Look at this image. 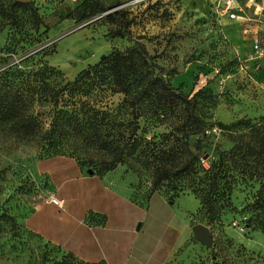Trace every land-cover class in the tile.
Here are the masks:
<instances>
[{
  "label": "rangeland",
  "instance_id": "1",
  "mask_svg": "<svg viewBox=\"0 0 264 264\" xmlns=\"http://www.w3.org/2000/svg\"><path fill=\"white\" fill-rule=\"evenodd\" d=\"M106 1L110 6H115L112 10L127 12L133 22L130 29L134 37L157 58L156 61L164 68L168 81L175 88L189 96L203 88H209L212 94V99L202 97L195 111L210 138V142H205L200 150L196 149V144L203 136L185 122L184 108L175 103H160L157 111L156 102L148 103L139 111L140 148H146L148 152L151 149L178 150L181 160L190 157L186 153V148H189L198 157L195 162L197 167L209 169L218 159L217 145L222 150L233 147L229 133L219 124L264 116L257 113L253 105V82L257 71L240 69V63L245 59L241 57L245 56L248 46L236 23L230 19L219 22L221 20L211 10L214 0ZM79 2L48 0L47 3H36L49 28L48 38L38 44L20 43L17 51L10 55L11 61L31 56L20 67L24 74L17 80V86L25 90H30V84L35 86V98L42 94L53 97L81 71L99 63L103 56L109 55L115 48L124 50L129 46L126 39L110 40L107 37L115 26L103 19L105 14L81 23L68 19ZM24 30L37 36L26 18ZM20 35L16 33L17 38ZM8 36L9 31L6 30L0 38V47L7 42ZM42 49L49 56L35 54ZM45 63L60 70L61 74L46 69L44 77L34 76ZM28 74L30 76L27 77ZM76 92L80 94L73 95ZM83 92L88 91L76 90L73 94L67 91L60 96V107L69 112L76 111L81 116L89 110L88 107L107 112L112 122L108 125L111 135L119 138L118 141L128 142L135 118L132 107L124 101L125 96L113 93L108 85H100L87 95ZM213 98H216L217 105H214ZM29 112L37 116L41 124L40 133L36 136H24L12 129L11 125L0 124V264H46L43 260L45 254L50 262L60 258L57 247L50 248L25 225L26 219L53 196L52 191L59 199H66L68 213L60 215L56 209L42 213L61 223L67 224L69 220L76 223L84 218L86 206L90 207L93 203V198H90L76 205L63 194L67 187H91L92 183L81 179L75 171L54 173L50 181V177L42 171L46 161L73 158L84 171H92L96 163L111 159L103 150L82 140L63 120H60L58 129L51 130L55 116L53 103L36 101ZM152 158L147 155L143 160L148 162ZM127 162L113 176L121 181L128 167L140 176L144 187H150L152 169L147 167L150 163H142L137 157L129 158ZM51 166L58 170V163ZM192 183L191 179L184 180L178 194L169 187H162L161 190L167 194L168 204L163 203V194L160 193L161 196L156 195L150 200L153 209L139 223L141 239L138 241V244H141V240L147 241L148 264L152 262L149 259L151 253L159 248L163 249L166 258L169 257L166 264H264V234L259 230H247L240 213L253 200L259 185L255 184L252 188L237 184L232 195L235 209L225 211L221 219L209 224L199 199L190 190ZM3 214L15 221L1 217ZM180 221L187 223L186 242V234L179 230ZM198 224L209 228L213 238L211 245L207 246L196 239L193 229ZM179 247L180 251L174 255Z\"/></svg>",
  "mask_w": 264,
  "mask_h": 264
},
{
  "label": "trees",
  "instance_id": "2",
  "mask_svg": "<svg viewBox=\"0 0 264 264\" xmlns=\"http://www.w3.org/2000/svg\"><path fill=\"white\" fill-rule=\"evenodd\" d=\"M114 7L110 6L106 0H80L68 19L72 18L81 23L105 14L103 19L115 26L108 32L107 37L110 40L126 39L129 46L124 50L115 48L99 63L81 71L73 81H69L53 97L42 94L35 98L33 95L35 86L28 85L30 90L17 86V80L24 74L20 67L31 56L11 61L10 55L17 51L20 43L29 42L30 45L42 43L48 38L49 28L34 1L0 0V38L6 30L9 31V39L7 38V42L0 47V124L11 125L12 129L21 135L36 136L40 133L41 124L38 117L30 114L29 111L36 101L51 102L55 108L51 130L58 129L60 120H63L82 140L111 156V159L94 165L92 170L94 174L103 175L113 171L118 166L127 164L128 159L134 157L139 158L142 163H150L147 167L152 169V182L144 194L145 203H148L156 192L167 197L165 191L161 190L162 187H169L176 194L181 193L180 184L186 179H191L193 183L190 190L199 199L201 210L204 211L209 224L221 219L225 211L235 209L232 195L237 184L252 188L258 184L259 188L255 191L253 200L247 203L240 213L243 215V224L247 230H259L264 234V116L242 118L230 124H219L221 129L229 133L233 147L230 150H222L221 146L217 145L218 159L207 170L197 167L195 162L198 161V157L188 150L189 148H186V153L190 157L186 160L180 159L178 155L181 153L178 150L151 149L148 152L146 148H140L139 111L148 103L151 105L150 102H156L157 111L161 107L160 103H175L184 108L185 122L203 136L196 144V149L200 150L205 142H210V138L195 111L200 104V99L204 96L206 99H212V94L209 88H203L193 96H189L179 88H175L168 81L164 68L156 61L157 58L148 52L139 39L134 37L130 29L133 22L127 12L112 10ZM25 18L37 36L31 34L29 30H24ZM16 33L21 34L20 38L16 37ZM22 49L26 51L24 47ZM39 53L44 57L49 56L44 49L35 54ZM46 69L61 74L60 70H55L54 67L45 63L34 73V76L44 77ZM259 73L257 77L261 81L264 69H260ZM42 83L45 86L48 85L46 82ZM100 85H108L113 93L123 94L124 101L133 109L135 120L128 142L118 141L119 138L116 139L114 134L111 135L108 125L112 122L108 119L107 112L88 107L89 110L81 116L76 111L69 112L66 108L60 107V96H64L67 91L72 94L76 90L88 91L83 92L87 95L89 91ZM77 94L80 93L76 92L73 95ZM213 99H215L214 105H217L216 98ZM147 155L153 158L145 162L143 159ZM137 177L140 180V186H143L140 176ZM1 217L15 221L6 214ZM107 221L106 215L95 212H89L85 219L90 226H104ZM45 243L50 248L57 247L60 251V258L51 262L45 254L43 260L46 264H106L104 261L96 263L82 261L71 252H64L59 246L47 241Z\"/></svg>",
  "mask_w": 264,
  "mask_h": 264
},
{
  "label": "crops",
  "instance_id": "3",
  "mask_svg": "<svg viewBox=\"0 0 264 264\" xmlns=\"http://www.w3.org/2000/svg\"><path fill=\"white\" fill-rule=\"evenodd\" d=\"M34 1L36 3H47L48 0ZM248 1L240 2L246 3ZM224 20L230 21L228 18H225L219 22ZM233 21L236 23V28L240 32L243 41L248 46L245 56L241 57L247 59L252 52L253 37L243 35V23L241 20ZM232 25L234 26V24ZM255 33L264 43V25L258 26ZM225 35L228 38H232L228 34ZM233 36L235 35L233 34ZM247 68V70L253 71L250 65ZM257 73L260 74L259 71ZM257 75H255L256 80L253 82L255 87L252 91L255 98L253 105H255L257 113L264 114V73L260 79L261 81L258 80ZM52 163H58V170H54L53 166H51ZM120 167H123V165L118 166L113 171L98 175L90 174L89 171L91 170L84 171L73 158L61 157L46 161L42 166V171L50 177V181L54 173L63 174L65 171H75L81 179L92 183L91 187H67L63 194L76 205L81 200L88 201L90 198H93V203H91L90 207L86 206L84 218L78 220L76 223L73 220H69L66 224L64 222L61 223L60 220V222L58 220H51L45 213H42V211L50 209H56L60 215H63L65 212L68 213L66 199H60L64 201V209H60L51 202L50 198L42 203L26 219V228L42 237L45 241L59 246L64 252H71L78 259L85 262L96 263L104 261L106 264H148L146 260L148 255L146 239L141 240V244H138L139 239H141L139 237V223L144 221L147 213L150 212L151 208L153 209L150 201L145 203L144 200V194L148 190V187L140 186V180L137 175L126 166V176L121 181L116 176H113V173L118 171ZM51 194L57 197L53 191ZM160 194L156 192L151 199ZM161 198L164 204L169 203L166 196L162 195ZM89 211L106 215L108 218L107 224L104 226L88 225L85 219ZM178 226L179 230H182L186 234L184 236V238L186 237L184 239L186 242L188 239L187 223L180 221ZM168 258L164 256L163 249L161 248L153 251L149 257L152 261L151 264H166Z\"/></svg>",
  "mask_w": 264,
  "mask_h": 264
},
{
  "label": "built area",
  "instance_id": "4",
  "mask_svg": "<svg viewBox=\"0 0 264 264\" xmlns=\"http://www.w3.org/2000/svg\"><path fill=\"white\" fill-rule=\"evenodd\" d=\"M76 1V0H74ZM212 11L219 20L228 18L230 20H241L243 23L242 33L244 36L253 37L252 52L247 59L241 62L242 70L251 66L252 70L264 69V43L255 30L258 26L264 25V0H249L241 3L239 0H214ZM247 72V71H246ZM51 202L64 209V201L51 196Z\"/></svg>",
  "mask_w": 264,
  "mask_h": 264
},
{
  "label": "water",
  "instance_id": "5",
  "mask_svg": "<svg viewBox=\"0 0 264 264\" xmlns=\"http://www.w3.org/2000/svg\"><path fill=\"white\" fill-rule=\"evenodd\" d=\"M22 2H30V0H21ZM106 56V55H105ZM102 57V59H104V57ZM182 69V68H180ZM90 174H94L93 171H89ZM194 235L196 237L197 240H199L200 242H202L203 244L209 246L212 243V234L209 230V228L205 225L202 224H198L197 226L194 227L193 229Z\"/></svg>",
  "mask_w": 264,
  "mask_h": 264
}]
</instances>
